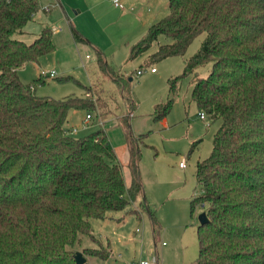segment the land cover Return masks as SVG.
<instances>
[{
  "label": "trees",
  "instance_id": "1",
  "mask_svg": "<svg viewBox=\"0 0 264 264\" xmlns=\"http://www.w3.org/2000/svg\"><path fill=\"white\" fill-rule=\"evenodd\" d=\"M166 1L168 11L129 45L128 57L159 34L169 41L158 43L148 60L183 54L204 33L181 72L167 79V97L153 105L152 114L159 120L169 111L178 82L190 75L198 111L220 122L208 156L194 164L199 190L190 207L200 204L207 220L196 224L193 264H264V0ZM38 7L37 0H0V264H76L72 246L81 234L97 244L84 246V253L103 259L110 248L101 249L90 232L91 218L102 219L141 195L153 237L159 228L143 198L139 136L129 131L127 115L119 116L126 125V184L103 127L81 136L64 132L68 110L92 107V97L35 95L20 81L17 69L54 46L48 26L30 42L20 36ZM69 30L75 42L88 43L70 21ZM94 50L99 69L126 94L123 75ZM207 62V73L199 75L197 68ZM93 89L104 106L101 90ZM122 97L132 112V98Z\"/></svg>",
  "mask_w": 264,
  "mask_h": 264
},
{
  "label": "rangeland",
  "instance_id": "2",
  "mask_svg": "<svg viewBox=\"0 0 264 264\" xmlns=\"http://www.w3.org/2000/svg\"><path fill=\"white\" fill-rule=\"evenodd\" d=\"M119 2L122 7L107 0H37L39 7L20 36L30 42L42 25L47 24L51 29L57 27L51 33L54 46L51 52L40 55L36 63L21 65L17 75L35 95L92 97V107L68 110L63 127L75 126L74 136L103 127L107 141L122 163L125 181L129 179L126 125L119 121V116L127 115L129 131L139 136L142 192L157 218V234L153 237L150 217L138 201L141 195H137L124 208L108 210L102 219H90V232L102 244L101 249L110 248L107 257L100 259L84 253V246H97L89 234H81L72 249L80 250L87 264H136L153 255L156 263L150 264H193L198 252L197 213L202 210L200 204L190 207V199L199 190L194 164L208 156L212 132L220 122L198 117V108L189 92L190 75L178 82L169 111L159 120H153L152 114L153 105L167 97V79L181 72L184 59L199 47L204 33L196 35L183 54L148 60L158 43L169 41L159 34L146 50L129 58V45L168 11L167 1ZM69 21L88 43L73 40ZM93 48L100 49L106 63L123 75L126 94L135 104L132 112L122 97L125 92L120 94L115 81L99 69ZM209 67V62L198 67V74L204 76ZM39 74L43 76L34 81ZM82 85L91 86L92 90ZM93 87L101 90L104 106H98L94 100ZM86 112L91 113V118L83 121ZM182 159L184 165L180 164Z\"/></svg>",
  "mask_w": 264,
  "mask_h": 264
},
{
  "label": "built area",
  "instance_id": "3",
  "mask_svg": "<svg viewBox=\"0 0 264 264\" xmlns=\"http://www.w3.org/2000/svg\"><path fill=\"white\" fill-rule=\"evenodd\" d=\"M108 2H112L114 5L116 6H122V3L119 2V0H107ZM45 9H48V7H45ZM150 70H153V67L150 68ZM141 72V69H138L137 70V73H140ZM53 73V72H52ZM52 73L49 74V76H52ZM198 116L200 118H204L205 117V114L203 111H198ZM89 118H91V113L90 112H86L85 115H84V118H83V121H86L88 120ZM76 130V127L75 126H69V127H64V132L66 133H69V132H74ZM181 165H184V161L183 159L181 160ZM136 264H150V263H156V258H155V255H153L151 257V259L149 260H138L135 262ZM126 264H133V263H129L127 262Z\"/></svg>",
  "mask_w": 264,
  "mask_h": 264
},
{
  "label": "water",
  "instance_id": "4",
  "mask_svg": "<svg viewBox=\"0 0 264 264\" xmlns=\"http://www.w3.org/2000/svg\"><path fill=\"white\" fill-rule=\"evenodd\" d=\"M197 219L199 223H203L207 220V215H205V212L203 210L197 213ZM73 259L76 264H81L85 261V257L80 250L74 251Z\"/></svg>",
  "mask_w": 264,
  "mask_h": 264
},
{
  "label": "crops",
  "instance_id": "5",
  "mask_svg": "<svg viewBox=\"0 0 264 264\" xmlns=\"http://www.w3.org/2000/svg\"><path fill=\"white\" fill-rule=\"evenodd\" d=\"M117 7H118V6H117ZM120 7H122V6H120ZM44 10H45V11H48V9H45V8H44ZM33 16H34V15H33ZM32 18H33V17H32ZM151 23H152V22H151ZM43 26H48V25H47V24H46V25H42V27H43ZM48 27H49V26H48ZM50 27H51V26H50ZM55 29H57V27H54L52 30H55ZM81 43H82V42H81ZM150 71H153V70H150ZM198 117H199V116H198ZM199 118H200V117H199ZM200 119H205V117H204V118H200ZM124 181H125V178H124ZM127 182H128V180L125 181L126 184H127ZM143 198H144V196H143Z\"/></svg>",
  "mask_w": 264,
  "mask_h": 264
}]
</instances>
